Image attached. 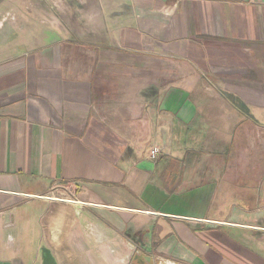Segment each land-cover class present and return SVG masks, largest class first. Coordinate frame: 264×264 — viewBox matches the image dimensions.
<instances>
[{"label":"crops","instance_id":"crops-1","mask_svg":"<svg viewBox=\"0 0 264 264\" xmlns=\"http://www.w3.org/2000/svg\"><path fill=\"white\" fill-rule=\"evenodd\" d=\"M134 260L264 264V0H0V264Z\"/></svg>","mask_w":264,"mask_h":264},{"label":"built area","instance_id":"built-area-1","mask_svg":"<svg viewBox=\"0 0 264 264\" xmlns=\"http://www.w3.org/2000/svg\"><path fill=\"white\" fill-rule=\"evenodd\" d=\"M159 154V149H158V147H153L152 149H151V151H150V157L152 158V159H155L156 158V156ZM127 264H137V261L136 260H134V261H131V262H128Z\"/></svg>","mask_w":264,"mask_h":264}]
</instances>
